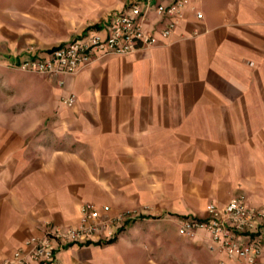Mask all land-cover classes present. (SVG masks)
Here are the masks:
<instances>
[{
	"label": "crops",
	"instance_id": "1",
	"mask_svg": "<svg viewBox=\"0 0 264 264\" xmlns=\"http://www.w3.org/2000/svg\"><path fill=\"white\" fill-rule=\"evenodd\" d=\"M174 0H0V252L55 227H75L83 203L130 211L117 235L55 243L33 264H243L206 230L179 232L244 196L264 207V0H201L171 36L74 74L21 70L112 17L150 2L146 26ZM18 91H17V90ZM74 96L73 106L63 100ZM257 244L264 219L236 236Z\"/></svg>",
	"mask_w": 264,
	"mask_h": 264
},
{
	"label": "built area",
	"instance_id": "2",
	"mask_svg": "<svg viewBox=\"0 0 264 264\" xmlns=\"http://www.w3.org/2000/svg\"><path fill=\"white\" fill-rule=\"evenodd\" d=\"M201 0H174L165 5L155 6L156 16L168 21L159 33L148 29L146 21L152 10L150 2H135L129 11L115 14L106 35L90 32L81 39L59 46L48 56L32 57L22 60L17 67L24 71L41 74H74L91 63L108 56L129 55L138 50L151 48L161 43V39L171 36L177 25L185 18L187 9L195 11L197 18L203 13L197 4ZM67 106H73L74 96L63 100ZM109 205L98 206L86 202L80 208V221L75 227L57 226L47 234L29 238L25 247L15 250L12 255L0 252V264H33L35 261L47 262L53 258L55 243L80 242L94 235L102 234L106 241H112L117 235V225L126 221L130 211L103 218L102 212H108ZM207 218L204 220H186L179 228L184 235H195L198 230H206L212 244L218 246L229 256L243 260V264H260L256 260L259 253L257 244L239 245L236 236L244 231L255 230L258 220L264 219V207L253 208L245 203L244 196H235L220 208L213 203L206 206Z\"/></svg>",
	"mask_w": 264,
	"mask_h": 264
},
{
	"label": "rangeland",
	"instance_id": "3",
	"mask_svg": "<svg viewBox=\"0 0 264 264\" xmlns=\"http://www.w3.org/2000/svg\"><path fill=\"white\" fill-rule=\"evenodd\" d=\"M3 62L0 60V66L3 65L2 64ZM29 72V71H28ZM17 90V89H16ZM18 91V90H17ZM10 94H8L7 91L3 90V89H0V99L1 98H6L8 97ZM7 99V98H6Z\"/></svg>",
	"mask_w": 264,
	"mask_h": 264
}]
</instances>
